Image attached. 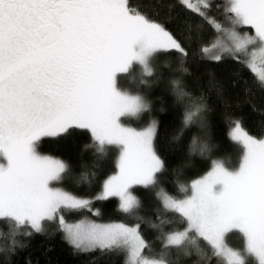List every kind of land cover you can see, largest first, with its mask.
I'll return each mask as SVG.
<instances>
[{"label":"snow or ice","instance_id":"6c2138e0","mask_svg":"<svg viewBox=\"0 0 264 264\" xmlns=\"http://www.w3.org/2000/svg\"><path fill=\"white\" fill-rule=\"evenodd\" d=\"M175 3L188 13L183 31L168 26L171 15H150L143 0H0V235L7 230L10 237L0 254L25 247L17 237L54 226L53 234L74 253L118 256L122 264H178L173 257L193 251L206 264H246L245 257L264 264V126L250 134L242 116L227 115L228 138L240 149L235 166L210 158L206 136L194 134L188 155L210 158L209 169L190 182L175 180L176 191L169 192L161 179L168 166L157 143L159 122L151 119L139 129L124 122L150 110L147 97L130 86L150 87L158 66L175 63L180 75L169 84L173 106L181 107V128L170 143L194 125L200 132L209 127L203 93L190 92L182 79L191 75L189 49L205 25L217 35L201 44L200 58L240 65L233 74L242 77L247 69L264 92V0ZM173 6L169 0V12ZM208 74L221 95L223 85L214 71ZM241 82L250 95L252 85ZM81 137L87 138L81 153L89 152L90 161L81 156L73 165L40 151L46 140ZM113 151L114 171L101 178ZM69 175L81 177L74 187L85 191L58 186ZM141 191L156 202L147 222L151 238L137 214ZM112 200V211L123 218L104 221L102 205ZM233 233L242 249L227 241Z\"/></svg>","mask_w":264,"mask_h":264},{"label":"trees","instance_id":"16d2710c","mask_svg":"<svg viewBox=\"0 0 264 264\" xmlns=\"http://www.w3.org/2000/svg\"><path fill=\"white\" fill-rule=\"evenodd\" d=\"M174 6L169 12V0H143L145 10L149 11L150 15L157 11L159 13L156 16L157 19H164L166 16L171 15L173 17L172 23L168 26L173 31L184 30V19L188 15L186 10L175 3L172 0ZM217 17L220 16L219 12H215ZM217 34L214 33L206 25L202 32L194 34L192 46L189 49V56L186 66L190 69L191 75L183 77V81L187 87V90L193 93H203L205 102L208 107V120L209 127L200 132L194 125L187 129L183 138L179 143L171 144V137L174 136L181 128V107L173 106L174 97L172 95V89L169 81L173 77H179V73L175 72L176 64L173 63L172 67H164L162 64L157 68V75L150 78V87L141 86L137 82V89L147 96L150 102V110L146 112L147 116L142 118V122L139 123L143 127L151 119H156L159 122V136L157 139L158 145L161 147L162 154L166 156L168 171H166L161 177L163 186L169 192H175L174 181L179 179L181 182H190L209 169L210 158L215 157H233V161L237 162L239 155L237 156L238 149L235 147V143L228 138V122L227 115L242 116L244 118V126L250 132V134H258L262 126L260 122H264V92H260V86L258 83L253 82L252 74L244 69L242 77L234 75V70L240 68L231 61H226L223 64L216 65L210 64L200 58L199 47L202 43H209ZM202 38H204L202 40ZM178 54L173 53L172 59L175 60ZM165 58H162V61ZM243 59V58H242ZM214 71L215 81L218 84L223 85V93L217 94L216 87L210 86L209 81L213 79L208 73ZM241 79H247L252 85V92L250 95H245V85L241 82ZM233 81H236L233 86ZM120 83L121 80H120ZM123 84V83H122ZM141 86V88H140ZM218 86V85H217ZM135 88V87H133ZM132 88V91L136 92ZM255 106V111L253 110ZM161 108L164 109L161 112ZM206 136L207 142L213 147V151L210 154V158H201L197 153L194 156H189L187 152V146L190 138L194 135ZM80 139V138H78ZM78 139H60V140H46L40 147V151L43 154H51L55 157L63 158L73 165L82 158L87 162L91 160V154L89 152L81 153L82 145L87 142L86 137ZM171 147L174 151L168 152L166 149ZM233 149V150H232ZM116 153L113 151L108 156L102 165V171L100 173L101 178L114 171V160ZM209 156L208 153L205 154ZM227 158L226 161H227ZM188 162V166L182 167ZM182 167V171L179 175L173 173L174 168ZM79 171V169H77ZM81 177L77 175H69L62 186L68 190L74 192H83L85 189L74 187L75 183L79 181ZM99 184L92 188L90 191L94 192L98 189ZM151 198V207L141 208L138 210V215L143 218L145 227L142 231L145 232L149 238L153 235L147 227V222L152 218L153 210L156 206V202ZM116 202L114 200L109 201L102 205L104 213L103 220L107 221L110 217L112 219H122L119 214L112 211ZM101 206V205H98ZM78 217H71L75 219ZM176 227V226H174ZM54 233V226H48L46 234H34L31 237L20 236L17 237L19 243L25 245L23 248H17L15 253L5 252L0 254V261L4 264H27L28 261L31 264H122V259L118 256H105L98 254H78L74 253L73 249L67 245L63 240L61 234ZM10 244V237L7 230L3 235H0V247L7 248ZM203 246V245H202ZM159 248V244L155 245ZM192 251L191 249H187ZM178 260V264H206L205 261H200L195 255L194 251L190 257H185L182 253L178 257H173ZM251 264L254 261L249 257H246ZM212 264H216L213 260Z\"/></svg>","mask_w":264,"mask_h":264},{"label":"rangeland","instance_id":"374dc122","mask_svg":"<svg viewBox=\"0 0 264 264\" xmlns=\"http://www.w3.org/2000/svg\"><path fill=\"white\" fill-rule=\"evenodd\" d=\"M243 31V30H242ZM216 37V36H215ZM215 37H213V39L212 40H210L209 41V43H211L214 39H215ZM204 38H202V40H203ZM208 43V42H207ZM241 58H243V59H246V57H241ZM139 79V78H138ZM121 82L124 84L125 83V80H124V77L122 76L121 77ZM121 83V84H122ZM122 84V85H123ZM137 84V83H136ZM136 84H133V85H131L130 87L131 88H133V87H135V88H133L134 90H136V92L137 91H139L138 89H137V86H136ZM138 85V84H137ZM140 88H141V86H140ZM140 92V91H139ZM134 93H135V91H134ZM141 93V92H140ZM142 94V93H141ZM146 96V95H145ZM147 97V96H146ZM144 116H147L146 115V112H144V113H142L139 117H129V118H125V120H124V122L128 125V126H130V127H135V128H140V127H137V126H140L139 125V123H141L142 122V118L144 117ZM149 123V122H148ZM145 126H147V124L145 125ZM145 126H143V127H145ZM143 127H141V128H143ZM81 140V138L80 139H78L77 140V142L78 141H80ZM41 145H43V143L41 144ZM235 147L239 150L238 151V153H237V156L239 155L240 156V149H239V147L235 144ZM233 150V149H232ZM117 155V154H116ZM116 155H115V157H116ZM225 158H227V157H225ZM233 157H231V158H227V163L229 164V165H232V166H235L237 163H238V159H239V157H238V159H237V162H234L233 160ZM206 172V171H205ZM204 172V173H205ZM203 175V174H202ZM58 186H62V185H58ZM140 195L143 197V204H142V206H141V208H148V207H151L152 206V203H151V198H150V195H151V192H143V191H141L140 192ZM115 201V200H114ZM116 202V201H115ZM140 208V209H141ZM71 217H69V220H75V219H78V218H75V219H70ZM227 241L231 244V245H234V246H236L237 248H240V249H242V247H243V242H242V238L239 236V234H237V233H233V234H230L228 237H227ZM245 259H246V257H245ZM250 259H252V258H250ZM248 259H246V261H247ZM253 260V259H252ZM254 261V260H253ZM246 264H251V262L250 261H248V263H246Z\"/></svg>","mask_w":264,"mask_h":264}]
</instances>
